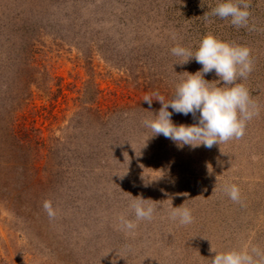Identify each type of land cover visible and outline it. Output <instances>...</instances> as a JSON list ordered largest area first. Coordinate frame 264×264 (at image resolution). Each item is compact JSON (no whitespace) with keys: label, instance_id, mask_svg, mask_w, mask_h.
<instances>
[{"label":"rangeland","instance_id":"1","mask_svg":"<svg viewBox=\"0 0 264 264\" xmlns=\"http://www.w3.org/2000/svg\"><path fill=\"white\" fill-rule=\"evenodd\" d=\"M224 2L0 0V264H210L232 250L261 259L251 249L264 253V0H244L239 28L211 15ZM207 34L251 49L254 70L237 83L259 114L240 139L180 146L144 121L162 107L157 93L170 102L183 73L202 69L171 49L194 54ZM171 119L191 126L199 113ZM133 198L157 202L151 220L137 221ZM182 205L190 224L171 218Z\"/></svg>","mask_w":264,"mask_h":264},{"label":"clouds","instance_id":"2","mask_svg":"<svg viewBox=\"0 0 264 264\" xmlns=\"http://www.w3.org/2000/svg\"><path fill=\"white\" fill-rule=\"evenodd\" d=\"M250 6V3L244 0H240L239 3L227 0L214 7L211 15L221 19L231 18V24L237 28L246 27L251 15ZM208 16L209 13L206 12L205 19ZM171 53L182 57L184 61L182 64L194 58L202 65V69L195 74L183 73L187 75V79L176 86L175 95L170 102L165 103L164 97L157 93L156 101H159L162 107L153 120L144 121L145 126L150 128L154 135L162 134L180 146L189 145L193 148L201 145L211 148L231 139L242 138L247 122L259 114L258 110H250L255 106L248 88L242 83H237L240 79H247L254 70L251 49L221 41L214 35L207 34L194 54L190 49L180 45L173 47ZM213 70L219 80L215 82L205 80L204 76ZM217 82H223L224 86H214ZM143 101L149 106L153 102L147 95ZM169 107L173 112L185 116L191 113L194 118L198 112V123L191 126L175 125L171 119L173 112L168 111ZM226 192L232 201H240V189L237 185L233 184L226 188ZM148 201L151 203H147ZM156 203L152 200L133 198L131 208L135 211L137 221L151 220L156 211ZM43 208L50 218L55 216L51 201L46 200ZM171 218L173 220L178 218L182 225L190 224L194 220L191 210L183 205L172 208ZM120 222L121 226L129 231L137 227L135 222L123 216L120 217ZM251 253L261 259H255L248 251L232 250L216 253L210 264H264V253L255 247L251 249Z\"/></svg>","mask_w":264,"mask_h":264},{"label":"trees","instance_id":"3","mask_svg":"<svg viewBox=\"0 0 264 264\" xmlns=\"http://www.w3.org/2000/svg\"><path fill=\"white\" fill-rule=\"evenodd\" d=\"M128 29H129V31H130V33L129 34H131V35H133V36H136L137 35V33L139 32V31H141L142 29L140 28V27H138V25H136V24H133V25H129V27H128ZM31 48H32V46H31V44H30V48H29V46H28V48H27V50H28V55L30 56V52H31ZM31 58V57H30ZM25 84H22V83H19L18 85H16L15 86V95H13V97H14V100L15 99H18L20 96H22L23 94H22V92H21V90L19 89L20 88V86H24ZM19 86V87H18ZM26 87V86H25ZM12 97V98H13ZM95 114V113H94ZM96 116H97V118H95L94 117V119L98 122V123H96V124H99V125H104V124H106L108 121H110V119L108 118V116L106 115V114H101V113H98V115L97 114H95Z\"/></svg>","mask_w":264,"mask_h":264}]
</instances>
